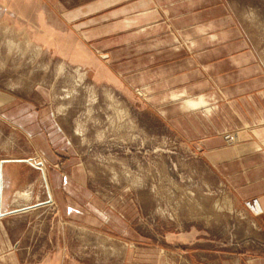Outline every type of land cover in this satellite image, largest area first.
<instances>
[{
  "label": "rangeland",
  "instance_id": "374dc122",
  "mask_svg": "<svg viewBox=\"0 0 264 264\" xmlns=\"http://www.w3.org/2000/svg\"><path fill=\"white\" fill-rule=\"evenodd\" d=\"M144 10L154 32L136 43L139 28L120 22L144 23L134 18ZM188 34L201 35V94L234 92L231 130L241 117L264 124V0H0V235L17 255L0 264H228L258 242L206 157L205 130L200 139L188 114L165 119L179 111L161 115L139 94L144 83L129 82L150 70L161 81L182 62L151 52L154 40L195 58ZM123 48L158 57L135 66ZM231 130L215 137L233 141Z\"/></svg>",
  "mask_w": 264,
  "mask_h": 264
},
{
  "label": "crops",
  "instance_id": "0c3cea01",
  "mask_svg": "<svg viewBox=\"0 0 264 264\" xmlns=\"http://www.w3.org/2000/svg\"><path fill=\"white\" fill-rule=\"evenodd\" d=\"M144 11L146 13H143L142 17L140 16L134 17L144 20L143 21L144 23L142 24L138 20H122L120 22L123 25L126 22H134L135 24L131 26H137L139 28L140 32H138L137 35L135 36V38L139 39V41L136 43L141 42L144 38L146 41L151 39V37L147 35H152V33L154 32V31L153 32H149V31L152 30L151 26L152 23L155 22V20H152L153 19L152 16L150 17L149 20H147L146 18L149 16V14L152 13L147 12V10ZM141 12L142 11H139V13ZM124 28H128V27L124 25L123 29ZM207 29H209V27L199 25L197 28V33L206 32ZM142 35H146V36L142 37ZM187 37L188 40L186 45L188 46V48L191 51L198 53L195 58L193 57L192 59L189 58L183 59L185 55H182L181 52L184 49L174 48L175 45H173V43L172 44L169 43V45L165 44L164 46L163 44L158 43L157 40H154L153 42H151V45H154L151 52L154 51L156 53L157 50H161V49L167 50V52L169 53L163 55L164 58L175 57L178 55L181 56L180 58L182 62L178 63L175 66L169 65L170 67L166 68L167 76L165 79L161 81L156 80L157 78L156 76H154V73H157L158 71L150 70L151 73L146 72L143 75H141L140 78L137 77V81L133 79L132 80L129 79V82L132 85H134L135 83H144V85H142L139 88V94L143 98L145 99L147 98V100L150 101L154 106H157L158 112L160 114L167 113L166 115H168L170 112L174 111L173 109L175 110L177 109L179 111V113L174 114L170 117L164 116L165 119H171L179 115L188 114L190 115L188 123L191 125V128H194L196 130V133L200 139H201V133H203V131L201 130L203 129L205 130V134L207 135L206 137H202V138H204L206 141L202 142V144L206 147V151H207L206 157L207 159H209L212 165L217 169V171L220 174H222L223 177H225L230 183V186L233 188L234 191L232 193H234V195L236 196L235 199L237 200L239 207H241V209L245 212L246 219L243 222L249 224L252 228L255 229V231L253 230L255 236H251V235L250 236L256 238V240L258 241L257 243L254 242V244L248 245L246 249L240 253L239 252L232 253L231 251V256L229 257L230 263L228 264H264V124L263 123L256 124L254 120L253 122H251L252 124L251 125L249 122L245 121L241 117V120L237 125L238 128L232 127L234 129L231 130V127L229 126L230 121L228 118V114H232L230 105H232L233 103L231 102L232 104L231 103L227 104L226 102H228L229 100L228 97L233 95L234 92L233 91H231L230 93L229 91L223 92V96L218 92L201 94V90L207 87L205 84H201V71L199 69V67L201 66V35L198 37L200 39L197 40L193 39L192 37L190 38L189 34L187 35ZM218 37L220 36L213 35L209 39L214 40L215 38ZM136 43H134L133 45L132 43L126 45L127 46L131 45L132 47H134L138 45ZM132 50L135 52L137 50L138 54L131 53L130 51ZM185 50L187 51V49ZM117 51H118L117 54L120 57L128 56L127 59L129 60L133 59L134 60L133 63L135 66L139 65L143 67L146 66L147 64L153 65L151 63L155 62L158 57L157 54H151L150 56H146L145 54H142V52H139L138 48L137 49L123 48V49H118ZM126 51H129L130 53H125ZM93 59L97 63L98 60L95 58ZM119 61H123V60L118 59V61L116 62L119 63ZM98 63H101L100 65L104 68L105 76L108 78L107 81L114 82L119 87H123L124 84L122 85L120 81H118L117 77L107 69L105 63H103L102 61H99ZM177 67L181 69L176 70ZM195 68L198 69L196 70ZM197 72H199V74H197ZM158 82H162L164 84H159ZM193 82H195V84H191ZM216 82L222 84L227 82V79L221 77ZM180 83L183 84L184 86L181 87L180 89L178 88L176 90H170L173 86L178 85ZM186 83L187 84L190 83V84L185 85ZM249 83L250 82H245L244 85L236 86L235 96L236 97L237 95L243 96L242 92L246 94L248 90L251 88ZM163 88L165 90L169 89L170 91L160 96L153 95L155 94V92ZM124 90L130 91L129 88H126ZM202 100L204 101L203 103H201ZM221 107H223L224 113L220 111ZM207 109L213 110L214 114L212 116H209L206 113L208 111ZM226 110L228 112H226ZM217 114H219L220 117L224 115L221 118V121L223 119L227 125L225 123H224L225 125L219 123L220 118L218 119L219 115ZM201 115L204 116V119L207 122L206 124H204V126L201 125ZM243 121L246 125L248 123L249 125L245 127ZM212 125L214 128L212 127ZM205 126L208 128H206ZM181 129L183 131L182 127ZM189 130L191 131V129ZM225 130H231L230 132H226L224 134L229 133L232 135L233 141L231 142H235L234 145H228L226 143L227 140L225 139V136L222 139L220 137H215L216 132L222 134V132ZM190 134L193 133H189V135ZM247 138H252V141ZM45 163L46 162L43 163V167L45 168L47 167V169H49L48 173L51 176V167L47 163L46 164ZM56 176H55L56 183L54 182L53 185V193L55 196H57L58 199L59 198L58 191L60 184H58L59 179H56ZM7 179L8 180L11 179L10 176L7 175ZM0 224L3 225L1 221ZM2 244H8V248L5 251L0 252V256H7L12 254L16 258L17 255L14 251L13 246L6 238V234L4 236H2V234L0 235V245Z\"/></svg>",
  "mask_w": 264,
  "mask_h": 264
},
{
  "label": "bare ground",
  "instance_id": "6f19581e",
  "mask_svg": "<svg viewBox=\"0 0 264 264\" xmlns=\"http://www.w3.org/2000/svg\"><path fill=\"white\" fill-rule=\"evenodd\" d=\"M134 24V22H126L124 25L126 26V27H129V26H131V25H133ZM206 29V28H205ZM79 71V70H78ZM149 90V89H148ZM147 91V90H146ZM143 93V92H142ZM144 94V93H143ZM146 94V93H145ZM178 98V97H177ZM179 99V98H178ZM204 101L202 100V102L201 103H203ZM200 103V102H199ZM198 103V104H199ZM208 110V109H207ZM217 110V109H216ZM161 112V111H160ZM209 116H212L213 114H214V111L213 110H208L207 112H206ZM167 113H165L164 115H166ZM226 140L228 141V142H231L230 140H231V138H230V136H227L226 137ZM258 147V146H257ZM6 261H7V259H5ZM10 260V259H9Z\"/></svg>",
  "mask_w": 264,
  "mask_h": 264
}]
</instances>
